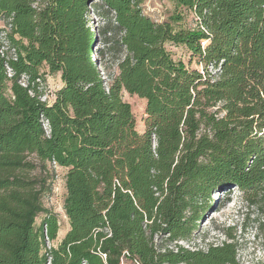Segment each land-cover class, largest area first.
<instances>
[{
  "label": "trees",
  "instance_id": "trees-1",
  "mask_svg": "<svg viewBox=\"0 0 264 264\" xmlns=\"http://www.w3.org/2000/svg\"><path fill=\"white\" fill-rule=\"evenodd\" d=\"M168 1L156 22L145 0H0L16 55L0 54V264H240L231 237L183 244L215 192L264 205V0ZM45 72L63 84L51 106ZM124 92L146 102L142 132Z\"/></svg>",
  "mask_w": 264,
  "mask_h": 264
},
{
  "label": "rangeland",
  "instance_id": "rangeland-1",
  "mask_svg": "<svg viewBox=\"0 0 264 264\" xmlns=\"http://www.w3.org/2000/svg\"><path fill=\"white\" fill-rule=\"evenodd\" d=\"M143 10L156 22L167 21L174 13V7L168 0H145ZM93 19L95 24L91 23V28L94 31L98 20ZM185 23L188 27L195 26L191 13H186ZM169 50L175 60H181L188 67L203 71V66L196 59L191 60L185 49L170 47ZM209 71L214 73L211 68ZM45 73L47 74L46 82L41 83V89L46 97H52L60 88V77L56 74ZM123 100L132 107L137 130L144 131L145 100L126 92L123 93ZM52 169L55 176L54 191L52 196L44 199V205L59 216L60 227L65 231L68 220L63 211V202L67 170L57 166H53ZM212 201V208L201 221L198 234L189 244L184 243L183 245L190 249L205 250L209 244L220 245L223 242H230L229 237H231L232 242L237 245L240 264H264V205L250 206L243 201L241 192L233 187H230V191L215 192ZM41 220L42 216L37 219V228ZM53 245H57V242Z\"/></svg>",
  "mask_w": 264,
  "mask_h": 264
},
{
  "label": "built area",
  "instance_id": "built-area-1",
  "mask_svg": "<svg viewBox=\"0 0 264 264\" xmlns=\"http://www.w3.org/2000/svg\"><path fill=\"white\" fill-rule=\"evenodd\" d=\"M0 54L2 57H5L9 61H15L16 55L14 53V50L11 51L10 55L6 57V52L9 50V45L7 40L5 39V34H0ZM206 43H203V46H205ZM8 76L11 78L13 76V72L10 68H8ZM55 95L52 97H46L45 95L41 98V101L43 103H46L48 106H51L54 103ZM44 128L48 132L49 130V124L48 122H44ZM46 233V231H45ZM53 245L48 244V249L52 247Z\"/></svg>",
  "mask_w": 264,
  "mask_h": 264
},
{
  "label": "crops",
  "instance_id": "crops-1",
  "mask_svg": "<svg viewBox=\"0 0 264 264\" xmlns=\"http://www.w3.org/2000/svg\"><path fill=\"white\" fill-rule=\"evenodd\" d=\"M60 77V76H59ZM63 87V84L61 82V78H60V88L59 90ZM67 228L65 229V231H63L60 227V233H59V237H58V240H57V243H59L64 237L65 235L67 234V232L69 231V223H67ZM62 233V237H60V234Z\"/></svg>",
  "mask_w": 264,
  "mask_h": 264
}]
</instances>
